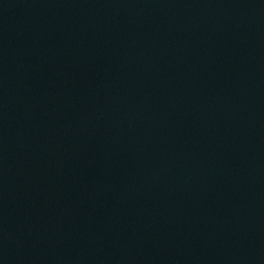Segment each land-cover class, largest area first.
<instances>
[{
    "label": "water",
    "instance_id": "obj_1",
    "mask_svg": "<svg viewBox=\"0 0 264 264\" xmlns=\"http://www.w3.org/2000/svg\"><path fill=\"white\" fill-rule=\"evenodd\" d=\"M0 264H264V0H0Z\"/></svg>",
    "mask_w": 264,
    "mask_h": 264
}]
</instances>
